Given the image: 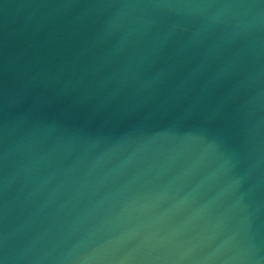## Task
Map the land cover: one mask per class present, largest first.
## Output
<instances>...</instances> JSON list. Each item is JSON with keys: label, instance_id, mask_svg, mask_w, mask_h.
Wrapping results in <instances>:
<instances>
[{"label": "water", "instance_id": "water-1", "mask_svg": "<svg viewBox=\"0 0 264 264\" xmlns=\"http://www.w3.org/2000/svg\"><path fill=\"white\" fill-rule=\"evenodd\" d=\"M0 264H264V0H0Z\"/></svg>", "mask_w": 264, "mask_h": 264}]
</instances>
